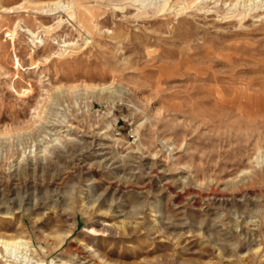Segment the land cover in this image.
I'll list each match as a JSON object with an SVG mask.
<instances>
[{"label":"rangeland","instance_id":"obj_1","mask_svg":"<svg viewBox=\"0 0 264 264\" xmlns=\"http://www.w3.org/2000/svg\"><path fill=\"white\" fill-rule=\"evenodd\" d=\"M230 1L0 0V264H264V0Z\"/></svg>","mask_w":264,"mask_h":264},{"label":"bare ground","instance_id":"obj_2","mask_svg":"<svg viewBox=\"0 0 264 264\" xmlns=\"http://www.w3.org/2000/svg\"><path fill=\"white\" fill-rule=\"evenodd\" d=\"M225 4H226V2H225ZM228 5L231 6V7L232 6L235 7L237 5L239 7L240 6V3H239V0H235V2L230 1V3ZM246 9H248V8H246ZM246 9H245V6H242V10H246ZM238 15L241 16V19H244V17H245L244 12L241 11V10H238V11L234 12V17H236ZM71 232H72V228L71 229H68V230H65L62 233V237H61L62 240H64L65 238H67L71 234ZM4 243L6 244V246H9V245H12V244H14V245L21 244L22 242L19 241V240H6V241H4ZM85 247L88 248L86 250V254H87L86 256L87 257H93V258H96V259H99V260H103V258L101 257V255L96 250L91 249V248H89L87 246H85Z\"/></svg>","mask_w":264,"mask_h":264}]
</instances>
